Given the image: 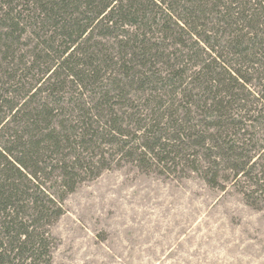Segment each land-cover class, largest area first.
<instances>
[{"label":"trees","instance_id":"trees-1","mask_svg":"<svg viewBox=\"0 0 264 264\" xmlns=\"http://www.w3.org/2000/svg\"><path fill=\"white\" fill-rule=\"evenodd\" d=\"M253 80L264 102V0H0V264H51L40 223L60 217L83 177L104 168L102 147L128 148L123 109L135 86L171 98L147 99L152 122L134 137L141 156L168 164L211 138L213 162L250 176L251 135L231 112ZM74 82L93 84L94 110L80 94L64 98ZM194 107L211 137L196 130ZM55 170L59 202L46 186Z\"/></svg>","mask_w":264,"mask_h":264},{"label":"rangeland","instance_id":"rangeland-1","mask_svg":"<svg viewBox=\"0 0 264 264\" xmlns=\"http://www.w3.org/2000/svg\"><path fill=\"white\" fill-rule=\"evenodd\" d=\"M188 60L184 67L190 71ZM154 68L168 76L160 62ZM117 69L103 72V77L116 75ZM260 89L253 80L245 100L232 105L231 116L252 139L244 152L253 156L246 176L227 163L213 162L209 154L217 151L211 138L204 146L184 147V153L168 164L151 154L141 156L143 138L134 137L142 132L136 131L137 126L152 122L147 99L159 93L167 106L171 98L165 91L152 93L151 85L131 88V101L123 109L126 124L132 123L124 127L130 132L128 148L102 147L98 155L104 153V168L98 175L92 168L83 177L63 201L60 217L40 223L50 236L51 264H264V102L261 94L254 93ZM174 93V103L180 106L181 91ZM63 94L64 98L82 95L85 107L94 110L93 84L68 83ZM192 111L197 124L202 111L195 107ZM196 130L211 137L199 123ZM173 132L170 128L165 136ZM243 132L236 128L233 137L242 141ZM59 174V170L50 174L46 185L58 202Z\"/></svg>","mask_w":264,"mask_h":264}]
</instances>
